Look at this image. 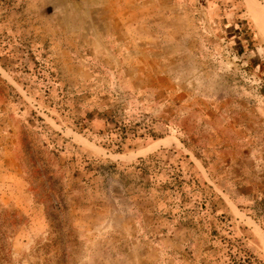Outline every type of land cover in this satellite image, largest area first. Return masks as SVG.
<instances>
[{
  "label": "rangeland",
  "instance_id": "obj_1",
  "mask_svg": "<svg viewBox=\"0 0 264 264\" xmlns=\"http://www.w3.org/2000/svg\"><path fill=\"white\" fill-rule=\"evenodd\" d=\"M250 2L0 0V264H264Z\"/></svg>",
  "mask_w": 264,
  "mask_h": 264
},
{
  "label": "bare ground",
  "instance_id": "obj_2",
  "mask_svg": "<svg viewBox=\"0 0 264 264\" xmlns=\"http://www.w3.org/2000/svg\"><path fill=\"white\" fill-rule=\"evenodd\" d=\"M248 1H249V3H251L250 0H248ZM253 8H254V7H253Z\"/></svg>",
  "mask_w": 264,
  "mask_h": 264
}]
</instances>
